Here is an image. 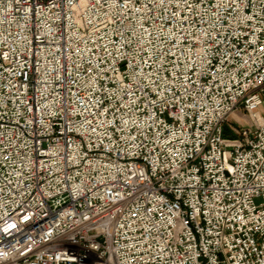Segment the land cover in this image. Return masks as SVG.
<instances>
[{
  "label": "built area",
  "instance_id": "built-area-1",
  "mask_svg": "<svg viewBox=\"0 0 264 264\" xmlns=\"http://www.w3.org/2000/svg\"><path fill=\"white\" fill-rule=\"evenodd\" d=\"M263 91L264 0H0V264H264Z\"/></svg>",
  "mask_w": 264,
  "mask_h": 264
},
{
  "label": "rangeland",
  "instance_id": "rangeland-1",
  "mask_svg": "<svg viewBox=\"0 0 264 264\" xmlns=\"http://www.w3.org/2000/svg\"><path fill=\"white\" fill-rule=\"evenodd\" d=\"M263 99H264V91L261 93ZM262 111L264 112V103L262 108L260 109V113H259V119H261V122H264V113H262ZM258 120V123L260 122ZM254 123V120L251 117V114H248L246 111L244 110H239L236 111L234 116L232 115L229 120L226 122V124L224 125V138L226 139H236V137L238 136L237 131H241L242 129L245 128H250V126H252Z\"/></svg>",
  "mask_w": 264,
  "mask_h": 264
},
{
  "label": "bare ground",
  "instance_id": "bare-ground-1",
  "mask_svg": "<svg viewBox=\"0 0 264 264\" xmlns=\"http://www.w3.org/2000/svg\"><path fill=\"white\" fill-rule=\"evenodd\" d=\"M234 116V115H233ZM261 120V119H260ZM262 121V120H261Z\"/></svg>",
  "mask_w": 264,
  "mask_h": 264
},
{
  "label": "crops",
  "instance_id": "crops-1",
  "mask_svg": "<svg viewBox=\"0 0 264 264\" xmlns=\"http://www.w3.org/2000/svg\"><path fill=\"white\" fill-rule=\"evenodd\" d=\"M262 113H264V112L262 111Z\"/></svg>",
  "mask_w": 264,
  "mask_h": 264
}]
</instances>
